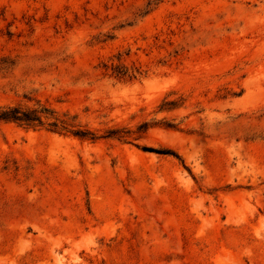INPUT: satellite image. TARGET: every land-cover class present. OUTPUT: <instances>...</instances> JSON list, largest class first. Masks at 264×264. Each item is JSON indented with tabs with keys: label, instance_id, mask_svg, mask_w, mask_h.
I'll use <instances>...</instances> for the list:
<instances>
[{
	"label": "rangeland",
	"instance_id": "374dc122",
	"mask_svg": "<svg viewBox=\"0 0 264 264\" xmlns=\"http://www.w3.org/2000/svg\"><path fill=\"white\" fill-rule=\"evenodd\" d=\"M0 264H264V0H0Z\"/></svg>",
	"mask_w": 264,
	"mask_h": 264
},
{
	"label": "trees",
	"instance_id": "16d2710c",
	"mask_svg": "<svg viewBox=\"0 0 264 264\" xmlns=\"http://www.w3.org/2000/svg\"><path fill=\"white\" fill-rule=\"evenodd\" d=\"M0 120L15 122L29 127L41 124V117L36 111H26L18 107L0 111Z\"/></svg>",
	"mask_w": 264,
	"mask_h": 264
}]
</instances>
